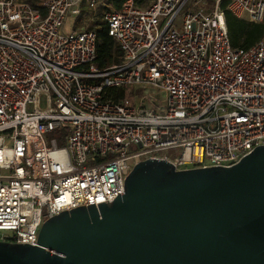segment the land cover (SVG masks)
Wrapping results in <instances>:
<instances>
[{"label":"built area","instance_id":"obj_1","mask_svg":"<svg viewBox=\"0 0 264 264\" xmlns=\"http://www.w3.org/2000/svg\"><path fill=\"white\" fill-rule=\"evenodd\" d=\"M226 1L236 18L264 23V0H125L104 11L122 58L101 70L96 31H65L98 0H0V241L36 246L48 219L123 195L139 162L231 167L264 145V33L232 47ZM135 87L165 94L166 110L149 92L140 103L153 106H137ZM63 129L64 145L49 141ZM171 149L174 161L161 155Z\"/></svg>","mask_w":264,"mask_h":264},{"label":"water","instance_id":"obj_2","mask_svg":"<svg viewBox=\"0 0 264 264\" xmlns=\"http://www.w3.org/2000/svg\"><path fill=\"white\" fill-rule=\"evenodd\" d=\"M0 264H264V145L231 167L139 162L123 195L48 219L36 246L0 241Z\"/></svg>","mask_w":264,"mask_h":264},{"label":"trees","instance_id":"obj_3","mask_svg":"<svg viewBox=\"0 0 264 264\" xmlns=\"http://www.w3.org/2000/svg\"><path fill=\"white\" fill-rule=\"evenodd\" d=\"M30 3H36L39 0H26ZM125 0H98L97 18L91 22L94 24L97 33V56L95 65L97 68L103 70L114 65H118L121 62L122 53L116 41L108 35L106 23L102 20L103 12L118 10L122 7ZM152 0H136L139 7L145 8L150 5ZM230 1H226L223 4V12L225 13L226 24L230 37V42L234 48L250 49L252 48L263 36L264 23L250 24L246 20L236 18L228 10V4ZM85 10V9H84ZM88 10V9H87ZM101 19V20H100ZM90 24V23H89ZM83 26V24H82ZM101 27V28H100ZM93 29V28H92ZM108 95L114 102H121L125 97V91L110 90Z\"/></svg>","mask_w":264,"mask_h":264},{"label":"rangeland","instance_id":"obj_4","mask_svg":"<svg viewBox=\"0 0 264 264\" xmlns=\"http://www.w3.org/2000/svg\"><path fill=\"white\" fill-rule=\"evenodd\" d=\"M97 9L96 10H87L85 9L83 13V16L75 19V18H68L67 20V24H66V27H65V31L66 32H73V31H81L83 30L84 28H88V29H92L96 31V28L98 29L99 27H94V24L91 23L93 21V19L95 20L97 18ZM106 11V10H105ZM101 20V19H100ZM103 20V19H102ZM90 23V24H89ZM83 24V26H82ZM101 28V27H100ZM137 88V90L134 92V89H132V92H130L128 95H130L129 99H131V101H133L137 106H147V107H152L153 105L151 104H148V103H145V104H142L140 103L141 102V99H143L142 96L145 95V93H150L155 99H156V105L158 104H161L162 105V109L163 110H166V95L157 91L156 89H147V90H143V89H138L139 87H135ZM155 107V106H154ZM153 107V108H154ZM68 131L67 130H60V131H57L56 133L50 135L49 137V141H52V139H57L58 140V145L62 146L64 145V138L66 136V133ZM60 135H63L62 138H59ZM180 154H181V151L179 149H171V150H168L166 152H163L161 153V155H165L167 156L170 160H176L180 157Z\"/></svg>","mask_w":264,"mask_h":264}]
</instances>
